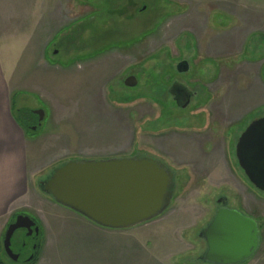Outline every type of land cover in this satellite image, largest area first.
Returning a JSON list of instances; mask_svg holds the SVG:
<instances>
[{
  "label": "rangeland",
  "instance_id": "rangeland-1",
  "mask_svg": "<svg viewBox=\"0 0 264 264\" xmlns=\"http://www.w3.org/2000/svg\"><path fill=\"white\" fill-rule=\"evenodd\" d=\"M250 1L0 0V36L12 38L10 47L21 50L17 64L25 66L22 52L29 54L27 47L35 41L48 46L45 65L25 75L30 78L48 65V104L28 89L13 95L14 118L39 123L32 127L41 156L48 146V165H38L37 181L69 160L132 156H163L182 180L160 217L117 230L122 232L103 247L111 251L102 254L106 260L100 264H204L198 260L204 248L199 231L219 196L258 221L260 247L245 264H264V193L248 183L234 161V145L224 138L249 117L243 122L233 117L221 100L218 114L209 118L207 104L219 102L225 91L224 101L238 93L245 98L236 101L243 114L252 106L246 99L258 96L256 104L264 103V37L247 16L258 11ZM243 15L246 22L240 21ZM192 19L199 29L191 27ZM227 20L235 29L224 32L233 36L224 37L220 46L212 28ZM182 59L189 62L187 74L175 72ZM129 76L136 77L135 88L123 85ZM174 80L202 92L185 111L176 109L166 93ZM35 111L42 113L41 120ZM47 205L52 215L58 205L49 199ZM40 239L18 230L10 248L17 250L25 241L20 260L27 263ZM2 241L0 258L11 264Z\"/></svg>",
  "mask_w": 264,
  "mask_h": 264
},
{
  "label": "water",
  "instance_id": "water-1",
  "mask_svg": "<svg viewBox=\"0 0 264 264\" xmlns=\"http://www.w3.org/2000/svg\"><path fill=\"white\" fill-rule=\"evenodd\" d=\"M188 69L186 61L176 66L179 74ZM123 85L135 88L136 77H127ZM181 93L185 100H175L184 108L190 96L182 89ZM33 114L42 119L40 111ZM235 158L248 183L264 193V114L240 135L235 145ZM174 187V173L161 161L146 156L69 160L38 182L39 192L56 205L96 226L116 231L135 228L160 217L171 205ZM226 204L225 198L216 201L218 209L214 217L199 234L205 243L198 258L201 263L245 264L260 247L258 223ZM18 230H26L28 236L38 234L33 221L26 216L18 215L8 225L2 249L12 262L18 257L11 251V238Z\"/></svg>",
  "mask_w": 264,
  "mask_h": 264
},
{
  "label": "crops",
  "instance_id": "crops-1",
  "mask_svg": "<svg viewBox=\"0 0 264 264\" xmlns=\"http://www.w3.org/2000/svg\"><path fill=\"white\" fill-rule=\"evenodd\" d=\"M252 4L258 7V11L248 13L247 16L253 19L254 29L257 27V31L254 32L264 37V3L259 0ZM241 17L244 19L240 21L246 22V15ZM231 19L234 22V19ZM192 21L193 19L191 27L199 29L198 21L195 20L194 25ZM231 25L230 20H227L224 26L218 24L212 28L214 33L212 37L220 38L218 45L223 46L224 37L233 36L224 34L230 29L232 31L235 29ZM212 42L210 44L216 45V42ZM10 43L12 38L0 36V240L4 237L8 225L18 215H25L35 222L38 235L41 236L32 259L25 264H100L105 262L106 259L102 254L111 249L103 247L115 243L117 241L115 236L122 231L96 226L59 205L50 210L52 215L48 213L49 198L39 192L38 182L41 180L37 181L38 165H48V146L45 147L46 151L42 152L41 156L36 136H33L36 131L24 128L25 122L18 121L12 114L13 95L15 96V92L20 90L28 89L31 94L48 104V65L40 66L30 78L25 77L37 65L42 63L45 65L48 46L41 40L35 41L28 47L25 46L29 54L22 52L25 66H20L16 60L21 50L19 47L13 50ZM25 43H27L26 39L21 45ZM205 48L209 50L208 47ZM260 70L257 68V76ZM258 95L260 97L259 90ZM232 97L229 96L222 102H226L225 105L233 117L243 115L236 101L240 102L245 98L239 93L237 98ZM262 98L264 99V95L260 97ZM257 100L258 96L257 99L253 96L246 99L247 103L252 105L250 108L264 104H261L260 100L256 104ZM216 107L212 109L218 114ZM38 198L46 204L36 205ZM0 263H3L1 258Z\"/></svg>",
  "mask_w": 264,
  "mask_h": 264
},
{
  "label": "flooded vegetation",
  "instance_id": "flooded-vegetation-1",
  "mask_svg": "<svg viewBox=\"0 0 264 264\" xmlns=\"http://www.w3.org/2000/svg\"><path fill=\"white\" fill-rule=\"evenodd\" d=\"M182 61H185V60H180L179 62H177L176 64H175V66H174V69H175V72H176V66H177V64L178 63H180V62H182ZM187 63H188V66H189V69H188V71L186 72V73H183V74H187L188 72H189V70H190V65H189V62L188 61H186ZM177 73V72H176ZM179 74V73H178ZM181 89L182 90H184L189 96H190V98H189V101H188V104L184 107V108H182L181 106H179L178 104H177V101L175 100V99H178L179 100V102L181 101V102H183L184 100H185V95L183 94V93H181ZM166 93L168 94V97L171 99V102L172 103H174V105H175V108L176 109H178V110H180V111H185L190 105H191V103L193 102V101H195V100H197L198 98H199V96L201 95V93L202 92H198V91H191V90H189L185 85H183L182 83H180V82H178V81H176V80H174L170 85H169V87L167 88V90H166ZM205 93H206V95H211V93H212V91H209V90H207V92L205 91ZM226 94V91L223 93V95L222 96H224ZM222 96L220 97L221 99L219 100V102H217L216 104H212V99H210V100H207L208 102H207V104H208V107H210L209 108V112L208 113H210L209 114V118L210 117H212V113H215V112H213V107H216V105H218L219 103H220V101L222 100H224V98H222ZM212 97V96H211ZM264 104H262V105H260V106H255V107H252L250 110H248L245 114H243V115H241L240 116V118H241V121L243 122V120H244V118H247V117H249L248 118V122L245 124V125H241L242 123L240 122L239 123V121H238V123L236 124V125H234L233 126V128H232V133L230 132V135H232V137H230V136H228L229 135V131H227V132H225V136H224V138H225V141L227 142V145H234V151H233V154H234V161H235V163H237L236 162V158H235V145H237V142H238V139H239V137H240V135L243 133V131L246 129V127L250 124V123H252L253 121H255V120H257V119H259V118H261L262 116H263V114H264ZM257 109H261V112L258 114V115H252V116H249L248 114H250V113H252L253 111H255V110H257ZM208 111V110H207ZM246 115V116H245ZM237 118V117H236ZM243 119V120H242ZM236 123V122H235ZM32 128V127H31ZM241 129V130H240ZM228 137V138H227ZM203 145H211V143H209V142H206V143H204ZM152 158H154V159H157V160H159V161H161L164 165H166L173 173H174V182H175V187H174V195L179 191V189H180V187H181V179H180V175H179V173H178V171L177 170H174V168L172 167V165L169 163V161L165 158V157H163V156H152ZM238 166V165H237ZM223 199L224 197L223 196H219L218 198H217V200L218 199ZM216 200V201H217ZM216 201H215V207H214V212H213V214H212V216L210 217V219H209V221L200 229V231L199 232H201L210 222H211V220H212V218L214 217V215H215V212L217 211V209H218V206L216 205ZM226 206L228 207V208H231V209H235V210H237V211H239L241 214H243V215H245V216H248V217H250V218H252V219H254L257 223H258V221L252 216V215H250V214H248V213H246V212H244L242 209H240V208H238V207H233V206H229L228 205V203L226 204ZM22 216H25V215H22ZM27 217V216H26ZM15 220V219H14ZM14 220L11 222V223H13L14 222ZM10 223V224H11ZM33 223H34V227H37L36 226V224H35V222L33 221ZM258 225H259V223H258ZM259 227H260V225H259ZM37 229H38V227H37ZM19 231H21V232H23V234H24V236L26 235L27 237H30V236H32V237H36L37 235H35V234H32V235H30V236H28L27 235V231L26 230H19ZM200 239V238H199ZM202 240V239H201ZM202 242H203V244H204V248H203V251H204V249H205V243H204V241L202 240ZM19 246L17 247V250H11L12 251V253L13 254H15L17 257H18V259H17V261L16 262H11L12 264H25L26 263V261H21L20 260V258H21V256H22V251L25 249V245H26V243H25V241H20V243L18 244ZM202 251V252H203ZM202 252H201V254H202Z\"/></svg>",
  "mask_w": 264,
  "mask_h": 264
},
{
  "label": "trees",
  "instance_id": "trees-1",
  "mask_svg": "<svg viewBox=\"0 0 264 264\" xmlns=\"http://www.w3.org/2000/svg\"><path fill=\"white\" fill-rule=\"evenodd\" d=\"M32 126H36V128H38V127H39V123H38V122H34L32 125H28L27 123H25L24 128H26V129H30ZM0 264H8V263H5V262L3 261V263H0ZM11 264H12V263H11Z\"/></svg>",
  "mask_w": 264,
  "mask_h": 264
}]
</instances>
